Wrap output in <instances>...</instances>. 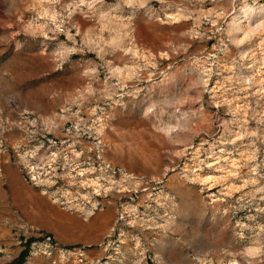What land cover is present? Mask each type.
<instances>
[{"label": "rangeland", "instance_id": "obj_1", "mask_svg": "<svg viewBox=\"0 0 264 264\" xmlns=\"http://www.w3.org/2000/svg\"><path fill=\"white\" fill-rule=\"evenodd\" d=\"M44 235L264 264V0H0V264Z\"/></svg>", "mask_w": 264, "mask_h": 264}, {"label": "built area", "instance_id": "obj_2", "mask_svg": "<svg viewBox=\"0 0 264 264\" xmlns=\"http://www.w3.org/2000/svg\"><path fill=\"white\" fill-rule=\"evenodd\" d=\"M29 254L32 256H43L50 260H58L59 262H66L68 258L77 254L78 264H91L84 258L83 252L61 246L51 235H44L39 241L33 242L29 247Z\"/></svg>", "mask_w": 264, "mask_h": 264}, {"label": "crops", "instance_id": "obj_3", "mask_svg": "<svg viewBox=\"0 0 264 264\" xmlns=\"http://www.w3.org/2000/svg\"><path fill=\"white\" fill-rule=\"evenodd\" d=\"M67 234H65L61 239L64 244H75V243H80L84 238L80 235V232H75L73 231V227L71 225H67ZM94 258H97V256H94Z\"/></svg>", "mask_w": 264, "mask_h": 264}, {"label": "trees", "instance_id": "obj_4", "mask_svg": "<svg viewBox=\"0 0 264 264\" xmlns=\"http://www.w3.org/2000/svg\"><path fill=\"white\" fill-rule=\"evenodd\" d=\"M31 241V240H30ZM30 244V243H29ZM25 257H26V253H22L21 256H20V259H19V263L20 264H23L24 263V260H25Z\"/></svg>", "mask_w": 264, "mask_h": 264}]
</instances>
